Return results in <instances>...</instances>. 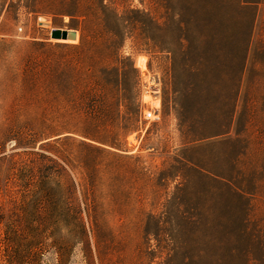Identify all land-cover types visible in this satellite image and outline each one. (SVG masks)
<instances>
[{"label":"rangeland","instance_id":"374dc122","mask_svg":"<svg viewBox=\"0 0 264 264\" xmlns=\"http://www.w3.org/2000/svg\"><path fill=\"white\" fill-rule=\"evenodd\" d=\"M186 1L0 0V264H264V0Z\"/></svg>","mask_w":264,"mask_h":264},{"label":"trees","instance_id":"16d2710c","mask_svg":"<svg viewBox=\"0 0 264 264\" xmlns=\"http://www.w3.org/2000/svg\"><path fill=\"white\" fill-rule=\"evenodd\" d=\"M196 1H199L198 2V4L200 5L199 8L202 11V13L205 14L206 11L208 10L210 1L209 0H187L186 2L190 6H192L193 3H195ZM257 2H258V0H218L217 5H218V8L224 9L227 7V5L235 3V5L237 6V10L242 9L244 11V16L242 17L244 24H245V22L246 23L249 22V26H250V23H252V20H254L255 13L253 12V14H252V12H251V16H250L249 9L251 8L250 6H253ZM101 8H102L104 15H110L111 17L114 18L113 25L112 26L110 25V27H108V29L111 33H113L114 35L117 36L118 31L113 26L119 27L122 24V18L120 16H118L116 10L113 7H111L110 5L101 3ZM231 16H232V14H231ZM166 28H167V26H158V29L160 30V32L165 31ZM55 36L56 37L59 36L58 31L55 32ZM247 39H248V33L247 32L244 33V31H243V37H241V40L239 39L238 45L236 47L237 88L240 85L241 78H242V75H243V72L245 69L246 56H247ZM74 47H78V46H74ZM122 73H121L120 67L117 64V65H114L112 67L100 68L97 71L91 70L89 75L93 76L94 80L99 84L102 91H104V92L111 91L112 93H115L118 91V88L120 85L119 79H120V76L122 75ZM107 77H109V78H107ZM137 99L138 98L135 97L134 108L130 109L131 113H134V116L138 113L139 105H140L139 101ZM111 105L113 107V112H114V108L116 105L114 104V102L111 103ZM94 106H96V105L92 104L89 106L91 109V111L89 113L91 114V112H92L90 117L92 118V120H98V121L102 122L105 119L95 117L96 112L101 113L102 111H101V109H98V106H96V107H94ZM95 108H96V110H95ZM178 162L181 165L179 169H181L182 172L184 170L189 169V168H193L198 173H202L200 169L189 165L190 161L186 157H182L181 159H178ZM223 184H224L227 192H229L235 198V200L237 202L238 215H240L241 217L246 215L247 210H248V205L246 203V200H247L246 194L248 192L245 191L244 189L240 188L239 186H237L234 182L224 181ZM182 187H186V186L185 185L184 186H178L177 185L176 186V192H174L173 195L168 200L167 207H169L170 209L171 208L173 209L174 206L180 207V206L186 204L187 198L185 197V194H184V191L186 188L183 189ZM181 191H183V192H181ZM179 192L181 195L182 194L183 195L179 196L178 195ZM201 204L204 208L207 207V205H208L207 202L206 203L203 202ZM243 222H244V220H241V224ZM250 252H252V251H250V249H247V251L245 250L244 252H238V254H240V256H241V259L239 261L234 260L231 264H247L248 263V254ZM218 264H224V263H218Z\"/></svg>","mask_w":264,"mask_h":264},{"label":"water","instance_id":"95a60500","mask_svg":"<svg viewBox=\"0 0 264 264\" xmlns=\"http://www.w3.org/2000/svg\"><path fill=\"white\" fill-rule=\"evenodd\" d=\"M60 34L61 38L64 39H75L76 38V31L75 30H64L63 32H60V30H57Z\"/></svg>","mask_w":264,"mask_h":264},{"label":"bare ground","instance_id":"6f19581e","mask_svg":"<svg viewBox=\"0 0 264 264\" xmlns=\"http://www.w3.org/2000/svg\"><path fill=\"white\" fill-rule=\"evenodd\" d=\"M69 40H70V39H69ZM70 41H74V40H70ZM140 65H141V67H144V65H145V59H143V60L141 61Z\"/></svg>","mask_w":264,"mask_h":264},{"label":"built area","instance_id":"2783aa9c","mask_svg":"<svg viewBox=\"0 0 264 264\" xmlns=\"http://www.w3.org/2000/svg\"><path fill=\"white\" fill-rule=\"evenodd\" d=\"M151 116V112L149 111L148 113H147V117H150Z\"/></svg>","mask_w":264,"mask_h":264}]
</instances>
